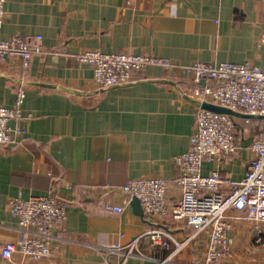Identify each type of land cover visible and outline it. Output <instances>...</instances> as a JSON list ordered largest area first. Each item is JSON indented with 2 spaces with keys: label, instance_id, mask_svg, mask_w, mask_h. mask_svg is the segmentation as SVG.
Instances as JSON below:
<instances>
[{
  "label": "crops",
  "instance_id": "obj_1",
  "mask_svg": "<svg viewBox=\"0 0 264 264\" xmlns=\"http://www.w3.org/2000/svg\"><path fill=\"white\" fill-rule=\"evenodd\" d=\"M2 39L41 35L42 51L26 66L0 58V106L15 108L25 89L22 117L9 121L16 143L0 146V264H202L207 235L180 251L154 247L140 235L156 224L179 241L193 234L183 221H150L135 213L122 187L145 176L173 179L176 157L189 149L197 102L191 78L178 69L148 66L134 83L101 88L86 51L149 54L180 65L250 62L264 68V0H5ZM19 131V132H18ZM251 136L221 167L234 180L252 157ZM214 166L205 163L208 174ZM54 194L67 219L52 229V253L36 261L4 258L2 247L21 237L13 198ZM169 198H179L172 186ZM107 204L124 207L121 213ZM155 222V223H154ZM234 224L233 259L264 263V225ZM140 237L125 258L109 247Z\"/></svg>",
  "mask_w": 264,
  "mask_h": 264
},
{
  "label": "built area",
  "instance_id": "obj_2",
  "mask_svg": "<svg viewBox=\"0 0 264 264\" xmlns=\"http://www.w3.org/2000/svg\"><path fill=\"white\" fill-rule=\"evenodd\" d=\"M4 1L0 0V32L5 18ZM262 26L260 40L264 43V9ZM41 40V35L10 39L0 36V58L18 57L27 66L33 54L42 51ZM77 58L92 66L94 80L103 89L134 83L138 73L148 66L178 69L191 78V96L197 102L195 130L190 137L189 149L175 159L178 174L173 179L157 176L135 178L128 181L122 190L130 199H139L150 221H183L193 229V234L179 241L165 228L154 224L140 235L147 237L154 247L164 248L172 241L176 245L175 253L195 241L198 235L206 234L208 239L202 264L230 261L235 244L234 224L248 222L258 234L264 225V119L217 113L205 109L203 104L211 103L244 115L264 116V68L250 62L196 61L180 65L169 58L149 54L101 51H86ZM17 93L15 108L0 106V146L9 147L16 143L8 123L22 117L24 87L20 86ZM255 121L261 122L258 134L254 133ZM247 136H251L249 148L252 157L247 162L244 176L239 180L224 176L221 167L225 159L239 152L240 143ZM205 163L214 166L208 174L203 172ZM172 186L179 191L175 202L169 198ZM105 209L121 213L124 207L107 204ZM10 211L18 217L22 233L17 242L3 245V257L11 259L17 253L36 261L49 257L52 253V229L63 225L67 219V202L52 194L16 197L10 202ZM140 237L108 250L122 252L126 258L137 249Z\"/></svg>",
  "mask_w": 264,
  "mask_h": 264
},
{
  "label": "water",
  "instance_id": "obj_3",
  "mask_svg": "<svg viewBox=\"0 0 264 264\" xmlns=\"http://www.w3.org/2000/svg\"><path fill=\"white\" fill-rule=\"evenodd\" d=\"M203 107L207 110L213 111V112H217V113H226V114H230L233 116H237V117H242V118H247V119H252V120H261L264 119V116H257V115H244V114H240L237 113L231 109L222 107V106H218V105H214L211 103H204ZM54 195V194H53ZM131 205L135 211L136 214L142 216L144 215V211L143 208L141 206V203L139 201V199L137 197H133L131 199Z\"/></svg>",
  "mask_w": 264,
  "mask_h": 264
},
{
  "label": "trees",
  "instance_id": "obj_4",
  "mask_svg": "<svg viewBox=\"0 0 264 264\" xmlns=\"http://www.w3.org/2000/svg\"><path fill=\"white\" fill-rule=\"evenodd\" d=\"M254 125H255L254 133L255 134L260 133V131H261V122L255 121L254 122Z\"/></svg>",
  "mask_w": 264,
  "mask_h": 264
},
{
  "label": "rangeland",
  "instance_id": "obj_5",
  "mask_svg": "<svg viewBox=\"0 0 264 264\" xmlns=\"http://www.w3.org/2000/svg\"><path fill=\"white\" fill-rule=\"evenodd\" d=\"M191 92V91H190ZM233 259V258H232ZM231 261V260H230ZM252 260L251 259H249L246 263H248V264H252ZM264 264V263H263Z\"/></svg>",
  "mask_w": 264,
  "mask_h": 264
}]
</instances>
